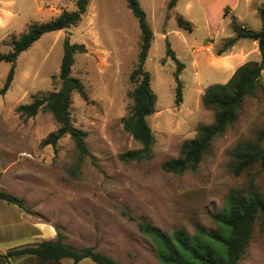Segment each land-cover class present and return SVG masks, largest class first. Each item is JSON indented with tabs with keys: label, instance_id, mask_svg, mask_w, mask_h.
<instances>
[{
	"label": "rangeland",
	"instance_id": "obj_1",
	"mask_svg": "<svg viewBox=\"0 0 264 264\" xmlns=\"http://www.w3.org/2000/svg\"><path fill=\"white\" fill-rule=\"evenodd\" d=\"M138 1L154 35L144 64L156 96L155 112L147 117L154 136L152 158L119 159L121 153L140 148L122 124L132 104L128 93L136 85L129 75L139 51L137 20L125 0H89L76 26L43 34L17 57L12 82L0 94V190L23 203L21 209L0 200V255L61 234L65 245L93 247L119 264H161L139 223L167 234L184 229L194 236L198 227L218 229L212 216L224 209L228 192L246 188L250 177L264 195L258 165L239 176L230 172L237 144L254 140L264 128L262 90L244 99L235 123L213 140L195 170L178 175L161 169L163 162L178 157L198 126L213 122V112L201 103L205 88L226 83L240 65L260 60L248 39L238 40L247 48L230 68L223 62L239 50L220 56L216 51L234 38L232 18L250 30L260 29L258 9L264 0H177L171 9L169 0ZM63 10L74 11V1L0 0V52L11 51L12 41L31 24L47 23ZM178 16L192 24L191 31L178 25ZM65 37L85 46L84 53L74 55L71 75L80 80L87 99L76 93L70 98L72 126L86 133L87 154L82 156L68 135L55 145L43 143L57 128L51 114L40 111L25 119L15 110L60 87ZM167 45L184 65L179 105L174 103L176 63L167 56ZM9 68L0 63V89ZM261 82L264 86V69ZM0 264L73 262L24 255L0 257ZM78 264L94 263L84 259ZM236 264H264V217L256 220Z\"/></svg>",
	"mask_w": 264,
	"mask_h": 264
},
{
	"label": "trees",
	"instance_id": "obj_2",
	"mask_svg": "<svg viewBox=\"0 0 264 264\" xmlns=\"http://www.w3.org/2000/svg\"><path fill=\"white\" fill-rule=\"evenodd\" d=\"M73 1L74 11L63 10L47 23L31 24L26 32L12 41L11 51L0 52V63L10 64L0 94H5L10 86L16 59L22 52L30 48L43 34L68 29L81 21L89 0ZM125 2L137 20L140 41L136 64L129 75L130 80L136 84L128 93L132 104L128 114L122 119V124L123 129L139 143L140 148L121 153L119 159L125 162L148 161L152 158L154 136L147 123V117L155 112L156 96L151 89L150 74L144 64L154 35L139 1L125 0ZM176 2L177 0H169L168 9L173 8ZM258 14L261 22L258 31L250 30L232 18L230 29L234 38L224 42L216 51V55L220 56L229 51L237 40L248 39L257 43L260 60H250L240 65L226 83L212 84L205 88L201 103L213 112V122L196 128L195 136L182 143L178 157L161 164L164 172L180 175L187 170H195L208 153L213 140L222 136L235 123L244 99L247 96H254L258 90H262L264 95V86L261 82L264 69V4L259 7ZM177 23L181 28L192 30V24L182 16L177 17ZM84 52L83 44L70 43L68 37H65L57 76L60 87L45 96L35 97L28 104L18 105L15 109L25 119L34 117L40 111L51 114L57 128L46 137L43 143L55 145L58 139L68 135L80 156L87 154L84 142L86 133L72 126L70 98L74 93L84 100L87 96L80 80L71 75V68L74 55ZM166 53L176 63L174 103L179 105L181 102L179 74L184 65L177 60L169 45H167ZM231 157L230 172L235 176L249 172L256 165L264 173V128L258 132L254 140L238 143ZM0 200L23 209L22 200L1 190ZM212 217L218 229L205 232L198 227L194 236H189L184 229H177L167 234L144 222L139 223V229L153 242L156 256L161 264H236L251 239L256 220L258 217H264V195L258 190L254 178H249L244 189H231L225 197L224 209ZM62 239V235L58 234L55 240H42L22 248L11 249L0 257L9 259L33 255L47 261L71 259L73 264H78L84 259H89L94 264H119L111 257L96 252L93 247L75 249L65 245Z\"/></svg>",
	"mask_w": 264,
	"mask_h": 264
},
{
	"label": "crops",
	"instance_id": "obj_3",
	"mask_svg": "<svg viewBox=\"0 0 264 264\" xmlns=\"http://www.w3.org/2000/svg\"><path fill=\"white\" fill-rule=\"evenodd\" d=\"M249 2L251 1V0H248ZM239 43H238V40H237V42L234 44V46L232 47V52L233 53H236L235 51H237V50H239L238 52L240 53V54H236L234 57H231L230 59H228V60H225V62H223V65H225V66H227L228 68H230L231 67V64L233 63V62H235L236 60H238V61H240V59L242 58V54H244L245 53V51H246V48L247 47H245L244 45H238ZM252 44L253 45H255V46H257V43L255 42V41H252ZM251 44V45H252ZM220 59H221V57H219ZM222 60V59H221ZM40 230L38 229L37 230V232H39Z\"/></svg>",
	"mask_w": 264,
	"mask_h": 264
}]
</instances>
